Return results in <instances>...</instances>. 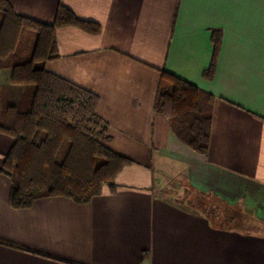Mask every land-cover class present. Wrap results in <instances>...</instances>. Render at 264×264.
Wrapping results in <instances>:
<instances>
[{
  "label": "crops",
  "instance_id": "1",
  "mask_svg": "<svg viewBox=\"0 0 264 264\" xmlns=\"http://www.w3.org/2000/svg\"><path fill=\"white\" fill-rule=\"evenodd\" d=\"M8 1L43 23L62 3L99 25L57 28L46 69L98 95L105 144L133 163L85 204L26 209L0 174V239L17 245L0 243V264H264V0ZM161 71L214 95L205 155L153 111ZM11 75L1 94L17 105ZM13 142L0 132V168Z\"/></svg>",
  "mask_w": 264,
  "mask_h": 264
},
{
  "label": "trees",
  "instance_id": "2",
  "mask_svg": "<svg viewBox=\"0 0 264 264\" xmlns=\"http://www.w3.org/2000/svg\"><path fill=\"white\" fill-rule=\"evenodd\" d=\"M67 25L99 31L97 23L80 19L62 3L54 21L43 23L0 0V70L11 69V82L25 87L17 105L6 103L0 88V132L14 139L0 174L12 182L9 204L14 209L57 196L85 204L105 185L115 191V177L133 163L105 144L111 135L95 112L98 95L46 69L58 57L56 29ZM218 38V33L212 38L216 48ZM213 103L211 93L160 72L153 111L164 115L177 140L197 154L208 151Z\"/></svg>",
  "mask_w": 264,
  "mask_h": 264
},
{
  "label": "rangeland",
  "instance_id": "3",
  "mask_svg": "<svg viewBox=\"0 0 264 264\" xmlns=\"http://www.w3.org/2000/svg\"><path fill=\"white\" fill-rule=\"evenodd\" d=\"M159 83H160V75H159V79H158V82H157V89H158ZM156 92H157V90H156Z\"/></svg>",
  "mask_w": 264,
  "mask_h": 264
}]
</instances>
